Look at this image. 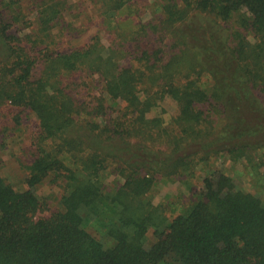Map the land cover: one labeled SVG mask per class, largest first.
<instances>
[{
  "label": "trees",
  "instance_id": "1",
  "mask_svg": "<svg viewBox=\"0 0 264 264\" xmlns=\"http://www.w3.org/2000/svg\"><path fill=\"white\" fill-rule=\"evenodd\" d=\"M10 138L0 264H264V0H0Z\"/></svg>",
  "mask_w": 264,
  "mask_h": 264
},
{
  "label": "rangeland",
  "instance_id": "2",
  "mask_svg": "<svg viewBox=\"0 0 264 264\" xmlns=\"http://www.w3.org/2000/svg\"><path fill=\"white\" fill-rule=\"evenodd\" d=\"M75 41L77 40H74V42ZM79 41L80 40H78V42ZM155 111L156 113H159L160 108H157ZM8 141V147L0 151V156L3 159L2 172L4 175L9 176L11 181L15 182L16 185L23 187L24 184L21 181V174H19L21 170L14 156L17 152H19L21 145L17 141V138H10ZM217 165L225 167V169H227V171L233 176L237 188L251 190L256 194L261 195L262 198H264V194L259 193L255 188H253V185L250 182L249 177L245 173V170L243 169L241 164L231 165V163H229L228 161L219 159L217 161ZM155 193H157V195L155 196L156 199L160 196H172L173 200H176L175 198H178V196L186 199L189 195L188 191L181 183L173 180H162L161 182H159V184L156 185ZM179 203L180 202L177 200L175 202L176 205L171 206L170 209L174 210L175 207H178ZM148 235L149 238L147 239L146 244L150 245L153 239L152 229L149 230Z\"/></svg>",
  "mask_w": 264,
  "mask_h": 264
}]
</instances>
